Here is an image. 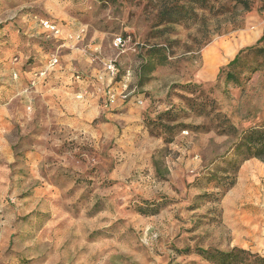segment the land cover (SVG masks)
I'll list each match as a JSON object with an SVG mask.
<instances>
[{"label":"rangeland","instance_id":"374dc122","mask_svg":"<svg viewBox=\"0 0 264 264\" xmlns=\"http://www.w3.org/2000/svg\"><path fill=\"white\" fill-rule=\"evenodd\" d=\"M241 1L0 0V264H264V206L227 201L264 202V175L240 177L264 131V53L246 50L264 0Z\"/></svg>","mask_w":264,"mask_h":264},{"label":"trees","instance_id":"16d2710c","mask_svg":"<svg viewBox=\"0 0 264 264\" xmlns=\"http://www.w3.org/2000/svg\"><path fill=\"white\" fill-rule=\"evenodd\" d=\"M241 3H243L244 7H246L245 9L247 10L248 8L246 1L242 0ZM181 11L182 10H180V8H178L177 6L169 7L163 10V12L161 13L163 15V17H161V22H166L168 24H176L182 19L180 16ZM263 39L264 30L261 37L256 42V45L246 48V50L252 51L257 49L258 51L264 53V49L256 48L257 44L261 43ZM241 53L242 50L238 52L235 58L228 65H234L238 61ZM233 78L234 76H232V74H227L225 79L231 80ZM241 146L245 149L244 151L247 154L246 159L254 158L264 163V131L251 130L250 133L242 139ZM200 253L206 255L207 259L213 261L215 264H244L245 256L247 255V251L237 248L224 253L217 251L205 252L202 250L200 251Z\"/></svg>","mask_w":264,"mask_h":264},{"label":"crops","instance_id":"0c3cea01","mask_svg":"<svg viewBox=\"0 0 264 264\" xmlns=\"http://www.w3.org/2000/svg\"><path fill=\"white\" fill-rule=\"evenodd\" d=\"M252 37H253V34L252 33H247V35L246 36H241L240 37V39H239V42L238 41H236L235 42V45L237 44V42H238V44L240 43V44H244V43H246V42H248V41H250L251 39H252ZM259 40V39H258ZM237 44V45H238ZM234 45V46H235ZM232 49V48H231ZM235 51V50H234ZM77 82H79V81H77ZM53 83H58V85L60 86V87H62L63 85H65V84H69L68 83V76H65L63 79L61 78V80L60 81H54V82H52V84ZM77 83H74L73 85H76ZM54 85H56L57 87H59L57 84H54ZM64 87V86H63ZM88 108H91V109H98V106L96 105V102L95 101H88ZM85 107H87L86 105H85ZM79 110V111H78ZM77 111L79 112H76L77 114H80V112H82L83 111V114H84V112L86 111L84 108H82L81 106H79V108H77ZM82 114H80V116H79V120L81 121L82 120V116H81ZM82 122V121H81ZM261 166V167H260ZM253 167H255L259 172V174L258 175H264V168H263V165L261 164V162H259V161H257V160H255V159H251V160H249V161H246L242 166H241V168H240V173H241V182L243 181V179H245V174L247 173L246 171H247V169L248 168H253ZM247 168V169H246ZM245 172V173H244ZM244 176V177H243ZM255 176V175H254ZM251 179L252 180H254L253 179V177L251 176ZM253 182V181H252ZM255 183V182H254ZM253 188V187H252ZM227 199H229V200H227L228 201V203H230L231 205H238V204H246V205H250L251 207L252 206H264V202H262L261 200H260V195L258 194V195H256L254 192H253V189L251 190V189H244V187L242 188V187H237L235 190H234V192H229V193H227ZM230 201V202H229ZM241 206V205H240ZM262 208V207H261ZM260 211V208L259 209H257L256 211ZM262 212L264 211V210H261ZM261 212V213H262Z\"/></svg>","mask_w":264,"mask_h":264},{"label":"built area","instance_id":"2783aa9c","mask_svg":"<svg viewBox=\"0 0 264 264\" xmlns=\"http://www.w3.org/2000/svg\"><path fill=\"white\" fill-rule=\"evenodd\" d=\"M42 24H43V26H44L45 29H47L49 31H52L54 33L57 32V30H56L57 28H56L55 24H52L49 21H45ZM123 39L121 37L116 38V40L114 41V44H113L115 48L120 49L122 52H123L122 49L125 48V45H126V40H123ZM56 64H58V60L55 57L51 58L48 61V67L49 68L54 67ZM105 70L108 73H110V74H114V72H115L114 64L113 63H107V64H105ZM112 100H113V96H110L109 102L112 103Z\"/></svg>","mask_w":264,"mask_h":264}]
</instances>
